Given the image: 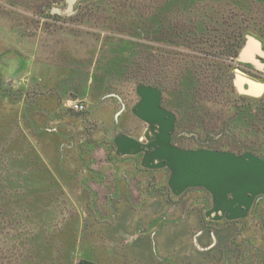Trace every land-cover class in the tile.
<instances>
[{
    "label": "crops",
    "instance_id": "obj_1",
    "mask_svg": "<svg viewBox=\"0 0 264 264\" xmlns=\"http://www.w3.org/2000/svg\"><path fill=\"white\" fill-rule=\"evenodd\" d=\"M69 48L54 50L51 57L42 60L44 68L31 72L27 103L38 108L34 115L37 123L48 131L46 117L63 124L74 116L84 119V125L90 121L95 129L103 122L113 131L103 135L91 129L85 136L68 132V137L58 136L61 147L66 141L73 151L69 171L78 173L77 177L85 172L87 182L112 187L115 182L122 188L117 187V192L125 193L122 197L111 195L119 204L114 230L122 225L121 235L128 236L130 227L137 229L124 239L125 244L115 241L107 257L90 255L84 261L202 264L227 257L229 264H239L242 250L234 238L238 222L249 215L255 197L264 196V159L250 152L175 145L176 118L163 106L159 88L139 83L130 91L120 87L103 92L94 82L97 55L93 58L89 51L83 53V47L78 57L72 53L75 48ZM70 99L83 101L86 110L71 109ZM131 182L144 196V208L131 207ZM88 196L87 190L86 200ZM116 235L120 236L112 232L107 237ZM85 246L84 251L92 250L90 243Z\"/></svg>",
    "mask_w": 264,
    "mask_h": 264
},
{
    "label": "trees",
    "instance_id": "obj_2",
    "mask_svg": "<svg viewBox=\"0 0 264 264\" xmlns=\"http://www.w3.org/2000/svg\"><path fill=\"white\" fill-rule=\"evenodd\" d=\"M56 1L3 0L12 6L35 4L38 9L47 11L48 17L58 20L62 17L48 10ZM123 1L122 6H117L109 0L108 7L87 17L88 23L95 19L99 24L97 30L103 33L91 34L90 38L89 54L93 58L97 55L95 84L107 92L122 87L126 77L136 81L130 90L139 83L159 88L163 106L176 118L172 141L177 146L250 152L264 159V154L248 146L250 134L239 129L240 125L249 127L264 121V95L259 98L237 95L231 77L240 67L236 58L246 35L252 33L264 42V28L247 22L244 17L252 12V0ZM104 2L101 0L100 4ZM152 42L174 48L157 47L160 54L164 50L181 53L175 50L179 47L188 50L182 54L183 62L179 59L170 62L173 67L170 79L179 84L174 93L168 94L162 86L148 81L153 78L152 72L150 75L141 59L148 62L155 57L151 54ZM80 51L75 48L72 53L78 56ZM220 92L227 100L221 99ZM250 102L255 103V113ZM225 111L228 113L224 117ZM35 112V108L17 111L7 120L22 138V141L19 137L16 139L22 145V153L9 154V163L19 164L12 173L9 165L0 167V231L12 225L11 228L19 232L4 235L0 254L8 250L7 242H12L9 252L20 257L18 264H75V253L83 250L80 218L72 216L67 222L56 223L61 214L56 197L67 194L62 183L67 179L66 170L51 168L40 147L42 135L54 136L58 131L49 133L43 125H38ZM32 130H42L34 136L39 139L37 144L30 139ZM6 140L7 137H0L1 142ZM192 140L193 143H187ZM54 142L61 147L59 138ZM261 145L264 146V141ZM7 147L14 151L10 143ZM3 160L5 156L0 157L1 163ZM13 237L14 240H5Z\"/></svg>",
    "mask_w": 264,
    "mask_h": 264
},
{
    "label": "rangeland",
    "instance_id": "obj_3",
    "mask_svg": "<svg viewBox=\"0 0 264 264\" xmlns=\"http://www.w3.org/2000/svg\"><path fill=\"white\" fill-rule=\"evenodd\" d=\"M104 1L103 4H100L101 0H78L75 4V11L68 15L52 12L54 6H59L64 9L67 5L66 0H57L48 9L50 14L60 15L62 17L61 19L55 20L48 17L47 11L43 10V8L38 9L35 4H30L32 7L28 5L21 6V4L20 6H12L0 0V137H7L6 142L0 141V157L5 156L6 159L2 163L0 162V167L1 164L9 165L10 173L16 168L18 169L19 164L17 162L9 163L11 161L9 154L12 152L14 154L18 152L22 153V145L16 142V139L19 137V132L7 120L13 114L17 113V111L21 113L22 111L32 109L31 102L27 103L29 87L33 81L31 72L33 73L36 68H44V61L42 60H45L49 56L51 57V53L58 48L70 47L68 49L69 51L73 48H78L83 52L82 48L84 47L83 53L87 54L92 43L90 41L91 34L97 35L101 33L97 30L96 26L99 24L95 22L96 20H90L91 23H88L89 20H87V17L90 18L89 14L95 13L96 10L98 11L108 7L106 3L109 0ZM111 1L113 2L109 3H114L117 6H122L124 2L123 0ZM250 3L253 7L252 12L251 14L244 15L245 19H247V22L252 21L255 25L264 28V0H252ZM107 24L104 23L103 25L106 26ZM255 36L260 38L257 35ZM151 45H153L151 54L155 55V57L153 56L148 62L145 59H141V62L144 61L146 63L145 69L149 71V74L150 71L152 72L153 78L148 81L152 84L162 86L168 94L174 93L179 88V84L170 79L173 68L170 62L174 63L178 59L183 62L184 59L182 58L184 56L182 54L183 52H188V50L184 47H179V49L175 48V50L181 53H174L173 51L172 53L169 50H173L174 48H167L166 45L162 44H158L157 46V43L154 42ZM161 46L169 50H164L163 54H160L157 47ZM157 58L161 59L157 60ZM236 62L240 65V67L236 68L239 72L241 71L243 74L257 81L264 82V71L250 63H240L237 61V58ZM135 82L125 77L122 87L129 91ZM220 93V96H223L221 99L224 100L225 96L223 92ZM236 94L239 95L237 92ZM249 97L259 98L255 96ZM225 99L227 100L226 97ZM238 102L241 104L243 100L240 99ZM249 106H253V113H255V103L250 102ZM171 108L174 109L172 105ZM36 109L38 110V108ZM227 113L225 111L222 115L225 117ZM83 115H85V112L81 114V116ZM262 117L264 118V115ZM79 118L77 116L70 117L69 120L64 121L62 124L52 119L49 121L50 117H46V121L49 122L47 129L52 132L57 130L58 132L54 136L52 134L42 135L40 147L41 150L43 149L44 160L51 168H64L66 170H64V176L67 179L65 181L62 180V183L67 194L63 197H60L61 195L58 198L56 197V203H58V208L61 213L56 223H63V220L67 222L72 216H78L80 218L79 227L82 247L90 243L92 250L86 248V251L80 249V252H76L75 264H87L84 261V257L90 255L107 257L106 254L112 253L113 248L117 244L116 242L125 244L124 239L130 238V235L135 234L137 229L136 227H130L129 232L130 229L131 232L128 236L121 235L122 225H120L121 228L118 230H114L117 224L115 215L119 211V204L113 202L112 196L122 197L125 195L122 190L121 192L123 193L117 192L118 185L115 182L114 187L103 185V183H94L93 181L87 182L85 180L87 175L85 172H81L79 177H77L78 173L69 171L70 166H73V151L67 146L66 141L62 147H59L54 141L60 136L68 137L67 132L72 135L85 136L91 129H95L90 121L89 124L86 123L84 125V119L79 121ZM239 129L240 132L243 131L244 133L250 134L247 142L248 146L264 154V146L261 145L264 141V121L253 123V125L250 124L249 127L240 125ZM95 130H99L103 135L113 134V131H109L103 122L99 123ZM39 131L32 130L33 134L29 135L35 144H37L39 139L34 136H37ZM255 131L258 134H255ZM55 136L56 138H54ZM259 136H262V138H259ZM19 139L22 141L21 137ZM8 143L11 144L14 151H11L10 147H7ZM187 143H193V140L187 141ZM24 164L26 163L24 162ZM134 184V182H131L128 190L130 192L128 194L129 199L132 201L131 207L144 208L146 206L143 203L145 200L144 196L140 195L137 188L134 187ZM118 189L122 188L118 187ZM87 190L90 195L88 196L89 200H86ZM134 192L135 194H132ZM259 197L262 198L258 199V197H255L254 205L249 215L238 222L239 232L234 238V243L242 250L241 256L239 255V264H264V207L259 206L260 203L264 204V196L259 195ZM115 207L117 210L114 209ZM132 223H134V220L130 224ZM11 227L12 225H9L7 228L2 229V232L0 231L2 236H0V247L2 246L4 235H12L19 232ZM112 232L114 234L119 233L120 236L116 235L113 238L107 237ZM99 233H104L105 236H101ZM11 239L14 240V237L5 240L9 241ZM7 243L9 244L6 246L8 250L5 249V252L0 254V264H18V258L20 257L9 252L11 250L9 246L13 244L12 242ZM93 249H96L98 252ZM202 264H229V260L227 257H224L221 261H205Z\"/></svg>",
    "mask_w": 264,
    "mask_h": 264
},
{
    "label": "water",
    "instance_id": "obj_4",
    "mask_svg": "<svg viewBox=\"0 0 264 264\" xmlns=\"http://www.w3.org/2000/svg\"><path fill=\"white\" fill-rule=\"evenodd\" d=\"M78 0H66V7L62 9L59 6L52 8L53 13L72 14L75 11V4ZM237 61L240 63H250L258 69L264 71V44L260 38L249 33L246 35V41L241 48ZM232 80L236 92L241 95L261 97L264 95V82L257 81L238 69L232 73Z\"/></svg>",
    "mask_w": 264,
    "mask_h": 264
},
{
    "label": "built area",
    "instance_id": "obj_5",
    "mask_svg": "<svg viewBox=\"0 0 264 264\" xmlns=\"http://www.w3.org/2000/svg\"><path fill=\"white\" fill-rule=\"evenodd\" d=\"M68 106L77 112H83L86 110V105L79 99H70L68 101Z\"/></svg>",
    "mask_w": 264,
    "mask_h": 264
}]
</instances>
